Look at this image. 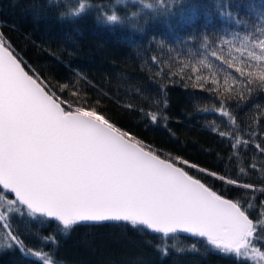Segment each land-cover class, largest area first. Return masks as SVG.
I'll list each match as a JSON object with an SVG mask.
<instances>
[{"label": "trees", "instance_id": "trees-1", "mask_svg": "<svg viewBox=\"0 0 264 264\" xmlns=\"http://www.w3.org/2000/svg\"><path fill=\"white\" fill-rule=\"evenodd\" d=\"M82 2L85 11L74 15ZM113 12L120 20L109 24L106 16ZM0 34L46 89L74 102L73 110L80 106L104 115L131 139L245 206L251 190L208 173L264 187V154L254 143L231 147L233 135L264 142V81L253 77L248 84L210 55L236 57L233 63L246 72L242 61L258 63L248 52L261 51L264 0H0ZM226 77L235 91L224 90ZM221 103L233 120L221 115ZM261 201L264 193H257L250 218H257ZM12 221L25 244L49 253L53 264H245L212 251L203 240L162 238L124 223L77 224L65 232L58 222L26 214L14 213ZM48 236L56 243H45ZM7 240L0 232V244ZM193 244L198 250H191ZM0 264L39 262L10 249L0 251Z\"/></svg>", "mask_w": 264, "mask_h": 264}, {"label": "snow or ice", "instance_id": "snow-or-ice-1", "mask_svg": "<svg viewBox=\"0 0 264 264\" xmlns=\"http://www.w3.org/2000/svg\"><path fill=\"white\" fill-rule=\"evenodd\" d=\"M85 8L82 2L74 15L79 16ZM106 19L119 21L115 12ZM257 47L259 55L248 52L256 65L242 61L250 69L247 72L233 63L236 57L229 60L217 51L210 55L252 84L253 77L264 81V41ZM237 51L244 56L242 50ZM253 67L257 71H252ZM196 80L207 82L200 75ZM211 83L218 84L214 75ZM224 90L235 91L230 89L227 77ZM73 104L25 71L0 34V232L8 238L6 244H0V251L18 249L39 264H53L49 253L28 247L18 234L12 214L20 213L59 222L65 232L80 223L112 222L119 226L124 222L162 238L184 233L205 241L212 251L245 264H264V201L256 219L249 215L256 194L264 193V187L209 172L227 185L251 190L246 206L240 199H226L201 179L139 147V141L131 143L126 139L128 133L104 115L80 106L73 110ZM220 112L233 120L223 103ZM151 120H157L156 114ZM219 135L224 137L226 133L220 131ZM232 139L234 150L254 143L264 154V142L255 143L238 135ZM251 167L256 169L257 164ZM260 171L264 176V166ZM240 172L245 173V169ZM8 194H14V198H7ZM43 239L56 243L54 236ZM191 250H198L196 244ZM160 251L168 254L166 247Z\"/></svg>", "mask_w": 264, "mask_h": 264}, {"label": "water", "instance_id": "water-1", "mask_svg": "<svg viewBox=\"0 0 264 264\" xmlns=\"http://www.w3.org/2000/svg\"><path fill=\"white\" fill-rule=\"evenodd\" d=\"M14 53V52H13ZM15 54V53H14ZM15 56L17 57V55L15 54ZM18 58V57H17ZM19 59V58H18ZM20 60V59H19ZM22 67H24L23 66V64H22ZM25 68V67H24ZM25 71H27L26 69H25ZM28 72V71H27ZM29 73V72H28ZM30 74V73H29ZM31 75V74H30ZM33 76V75H32ZM34 77V76H33ZM35 78V77H34ZM36 79V78H35ZM39 82V81H38ZM40 83V82H39ZM42 85V84H41ZM43 86V85H42ZM44 87V86H43ZM64 107H65V105H63ZM127 138H130V137H126V139ZM130 142L131 143H137V141H135V140H133V139H131L130 138ZM138 146L139 147H143L145 150H150V149H148V148H146V147H144L143 145H141L140 143L138 144ZM153 152V151H152ZM154 153V152H153ZM155 154H157V153H155ZM158 155V154H157ZM158 156H160V155H158ZM160 158L161 159H165V158H163V157H161L160 156ZM165 160H168L169 162H172V163H174L173 161H171V160H169V159H165ZM175 164V166H177V167H180L182 170H184V171H186L182 166H180V165H177L176 163H174ZM187 172V171H186ZM189 174V173H188ZM190 175V174H189ZM195 178V177H194ZM206 185V184H205ZM207 186V185H206ZM213 190V189H212ZM214 191V190H213ZM218 194V193H217ZM9 195H11L13 198H14V194H9ZM224 197V196H223ZM224 198H226V197H224ZM226 199H229V198H226ZM50 220V219H49ZM53 221V220H52ZM56 222V221H55ZM59 223V222H58ZM104 223H112V222H104ZM120 223H124V222H120ZM80 225H93V224H87V223H80ZM147 231H149V230H147ZM149 232H151V231H149ZM154 234H156V233H154ZM160 235V234H159ZM177 235H181V236H186V237H191V238H194V237H192V236H190V235H188V234H184V233H178ZM195 239H197V238H195Z\"/></svg>", "mask_w": 264, "mask_h": 264}, {"label": "clouds", "instance_id": "clouds-1", "mask_svg": "<svg viewBox=\"0 0 264 264\" xmlns=\"http://www.w3.org/2000/svg\"><path fill=\"white\" fill-rule=\"evenodd\" d=\"M117 16H118V15H117ZM118 17H119V16H118ZM60 18H61V19H65L66 17H65L63 14H61ZM119 20H120V17H119ZM106 22L109 23V24L114 23V22H112V21H108L107 19H106Z\"/></svg>", "mask_w": 264, "mask_h": 264}]
</instances>
